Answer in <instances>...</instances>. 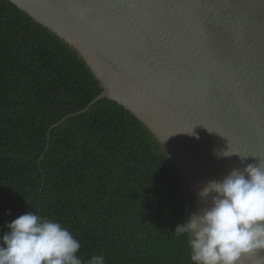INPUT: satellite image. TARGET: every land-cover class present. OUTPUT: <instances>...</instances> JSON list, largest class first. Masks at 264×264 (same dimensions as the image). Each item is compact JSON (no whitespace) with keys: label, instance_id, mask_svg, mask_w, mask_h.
<instances>
[{"label":"trees","instance_id":"16d2710c","mask_svg":"<svg viewBox=\"0 0 264 264\" xmlns=\"http://www.w3.org/2000/svg\"><path fill=\"white\" fill-rule=\"evenodd\" d=\"M77 53L0 0V235L34 211L81 243L83 260L191 264L192 197L146 126L103 97ZM10 212V214H8Z\"/></svg>","mask_w":264,"mask_h":264},{"label":"water","instance_id":"95a60500","mask_svg":"<svg viewBox=\"0 0 264 264\" xmlns=\"http://www.w3.org/2000/svg\"><path fill=\"white\" fill-rule=\"evenodd\" d=\"M9 1L98 79L84 109L111 99L161 144L192 197L185 223L210 206L208 181L264 164V0ZM238 264H264V250Z\"/></svg>","mask_w":264,"mask_h":264},{"label":"clouds","instance_id":"9594fccd","mask_svg":"<svg viewBox=\"0 0 264 264\" xmlns=\"http://www.w3.org/2000/svg\"><path fill=\"white\" fill-rule=\"evenodd\" d=\"M234 153L242 162L248 157L229 151L218 155ZM199 196L206 204L210 197V206L174 231L186 237L191 264H238L242 255L264 250V164H247L223 180H210ZM6 227L9 231L0 235V264H105L103 254L83 260L80 241L60 222L34 211Z\"/></svg>","mask_w":264,"mask_h":264},{"label":"bare ground","instance_id":"6f19581e","mask_svg":"<svg viewBox=\"0 0 264 264\" xmlns=\"http://www.w3.org/2000/svg\"><path fill=\"white\" fill-rule=\"evenodd\" d=\"M43 26V25H42ZM46 28V27H45Z\"/></svg>","mask_w":264,"mask_h":264}]
</instances>
